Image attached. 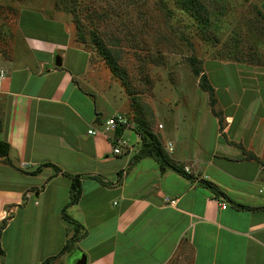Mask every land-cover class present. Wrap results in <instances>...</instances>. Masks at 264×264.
Instances as JSON below:
<instances>
[{
	"label": "crops",
	"instance_id": "1",
	"mask_svg": "<svg viewBox=\"0 0 264 264\" xmlns=\"http://www.w3.org/2000/svg\"><path fill=\"white\" fill-rule=\"evenodd\" d=\"M22 30L23 51L0 60V141L10 146L8 158L0 157V223L7 220L5 228H12L15 264L55 256H70L71 264L82 253L88 264H264V209L233 204L264 207V81L257 78L259 85L249 88L256 105L239 107L238 120L227 116L212 152H167L193 179L160 172L157 161L145 157L115 184L140 149L129 144L115 157L108 135L88 133L110 115H101L95 93L81 83L86 55L64 36ZM72 52L79 54L78 63L70 62ZM57 56L61 66L55 65ZM48 163L113 183L82 180L81 198L66 214L83 226V235L64 254L74 234L62 214L71 180L49 166L31 174ZM202 181L227 198L216 197Z\"/></svg>",
	"mask_w": 264,
	"mask_h": 264
},
{
	"label": "rangeland",
	"instance_id": "2",
	"mask_svg": "<svg viewBox=\"0 0 264 264\" xmlns=\"http://www.w3.org/2000/svg\"><path fill=\"white\" fill-rule=\"evenodd\" d=\"M204 3L211 12L224 11L211 16L209 28L200 27L179 0H0V60L23 51V28L64 36L86 55L81 83L95 93L101 115L130 121V146L140 149L136 132L149 131L164 148L170 142L179 150L210 153L220 132L215 115L224 130L227 116L238 120L239 107L257 103L249 88L264 81L257 77L264 73V0ZM78 56L72 52L70 62L78 63ZM203 75L212 94L201 88ZM222 135L221 140L232 132ZM3 226L0 264H15L12 228Z\"/></svg>",
	"mask_w": 264,
	"mask_h": 264
},
{
	"label": "trees",
	"instance_id": "3",
	"mask_svg": "<svg viewBox=\"0 0 264 264\" xmlns=\"http://www.w3.org/2000/svg\"><path fill=\"white\" fill-rule=\"evenodd\" d=\"M204 1L205 0H202L201 2H200V0H179V3L181 5L182 9L186 13H188V15H191L198 22V24L201 25L200 27L209 28L210 23H211V16L217 15V18H219L220 15H222L224 13V11H223V9H221V11H219V12H214V11L211 12L208 9L206 3H204ZM202 83H203V85L201 86V88L203 90L211 92V94H212L214 91V88L209 84L208 79L205 75H203V77H202ZM215 117H217L219 119L220 130L222 131L223 129H222V126L220 124V122H221L220 117L218 115H215ZM129 123H130V121H129ZM124 130H132V128L131 129L130 128L125 129V128H123V126H120L115 134L117 136L119 134L121 135L124 132ZM136 134L141 139V142H142L141 148L138 151V153L132 157L130 164L128 165L127 169L118 173V180L115 184H119L123 178L124 173L127 172L136 162H138L139 160H141L145 157H149V158H152L155 161H157V163L159 165L160 172H165L167 169H170V170H173V171H175V172H177V173H179L185 177L193 179L192 176L188 175L183 170V168L181 166L176 165L172 162L167 151L165 150L164 147H162L161 142L153 133H150L149 131H143V132L138 131V132H136ZM9 152H10L9 144H7L6 142L0 141V157L8 158ZM8 163L10 165H12V163L10 161ZM45 166L52 167L56 173L62 174L64 177H67L71 180L70 201L65 206V208L63 209L62 214H63V218L66 221H68L74 225V234L64 245V247L61 251V254H64L68 250V248L72 245L74 246V244H76V242L83 235V226H81L78 222H76L74 219H72L71 217H69L66 214V209L70 206L76 205L79 202V199L81 198L82 180L91 178V179L98 181L101 184H104V185H111L113 183H110L107 179H105L104 177H102L100 175H95V174H76V175H73V174L67 173L66 171H63L60 167H58L54 164H51V163H48V164H45L43 166L38 167L31 174L36 175V174L40 173L42 170V167H45ZM202 184H204L206 187L211 189L213 191V193L216 195V197L227 198L226 195L220 189H218L214 184L207 182V181H202ZM233 204L237 208L244 209V210L264 209V207H261V208L247 207L244 205L237 204L235 202H233ZM2 224H4V226H3V229H4L6 226L5 221H3ZM0 254H4V251L1 248H0ZM57 257L58 256L48 257L41 264H50Z\"/></svg>",
	"mask_w": 264,
	"mask_h": 264
},
{
	"label": "built area",
	"instance_id": "4",
	"mask_svg": "<svg viewBox=\"0 0 264 264\" xmlns=\"http://www.w3.org/2000/svg\"><path fill=\"white\" fill-rule=\"evenodd\" d=\"M4 72L1 71V76L3 75ZM120 126H123V128L125 129H131V123H129V121L125 118V116L121 115V114H117V115H112L110 117H108L104 122H102V124L100 125V129H92L89 130L88 133L93 135V136H97L98 134H103V135H108L109 138L112 139V137H110L111 135H115L116 138L112 139V142L114 144V149L113 152L116 155L121 154V149L122 147H127L129 145L128 140L117 136L115 133L117 132L118 128ZM165 149L167 152H172L173 151V144L172 143H167V145L165 146ZM171 203H173L171 201ZM222 208H226V203H224L222 205Z\"/></svg>",
	"mask_w": 264,
	"mask_h": 264
},
{
	"label": "water",
	"instance_id": "5",
	"mask_svg": "<svg viewBox=\"0 0 264 264\" xmlns=\"http://www.w3.org/2000/svg\"><path fill=\"white\" fill-rule=\"evenodd\" d=\"M55 65L56 66L62 65L61 58L59 56H57V58H56V64ZM71 264H88L87 256L82 253V254H80V256L75 258V260H73V262Z\"/></svg>",
	"mask_w": 264,
	"mask_h": 264
}]
</instances>
